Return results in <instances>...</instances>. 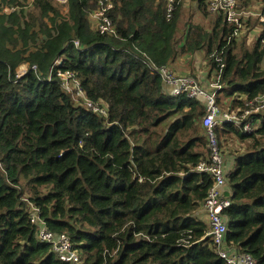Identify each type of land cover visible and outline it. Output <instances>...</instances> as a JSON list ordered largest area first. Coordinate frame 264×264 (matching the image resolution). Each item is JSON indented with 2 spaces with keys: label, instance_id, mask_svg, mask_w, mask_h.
I'll use <instances>...</instances> for the list:
<instances>
[{
  "label": "trees",
  "instance_id": "trees-1",
  "mask_svg": "<svg viewBox=\"0 0 264 264\" xmlns=\"http://www.w3.org/2000/svg\"><path fill=\"white\" fill-rule=\"evenodd\" d=\"M25 1L0 0V264H67L37 239L30 203L53 233L70 237L84 264H225L198 214L213 186L197 169L209 152L205 107L168 95L158 70L202 50L212 71L225 65L217 100L243 107L240 98L264 94V39L238 48L217 16L210 32L190 24L181 42L184 0H174L171 18L167 0L119 1L110 13L116 35L93 29L95 0H70L66 16L55 1L39 0L38 43L34 17L23 20ZM193 1L209 15L205 0ZM58 71L74 72L108 117L75 103ZM260 118L254 134L229 122L217 134L252 141L228 173L224 215L227 242L264 264Z\"/></svg>",
  "mask_w": 264,
  "mask_h": 264
},
{
  "label": "built area",
  "instance_id": "built-area-1",
  "mask_svg": "<svg viewBox=\"0 0 264 264\" xmlns=\"http://www.w3.org/2000/svg\"><path fill=\"white\" fill-rule=\"evenodd\" d=\"M39 0H28L30 4H36ZM62 7V12L66 16L69 12L70 0H53ZM97 8L90 12L89 21L93 29L102 35H116V25L110 13L115 9L121 0H95ZM168 2V17H172L174 0ZM209 12L220 16L225 23L234 29L233 35L238 37L240 30L245 25L248 18H255L260 23V37L264 39V6L260 13L252 14L242 11L238 0H205ZM15 7L6 6L3 12L11 14ZM79 47V42H75ZM264 43V40H263ZM220 62L221 59H218ZM60 63V61H57ZM221 71L216 72L217 80L211 85L212 90L204 89L193 79L188 77H177L169 68L159 69L164 84L172 87L171 93L174 97L185 96L188 99H198L205 107V116L202 118V128L207 138L209 154L206 160L202 161L197 167L199 172L207 173L213 180V186L209 190L207 198L203 204L204 213L208 220V236L212 239L213 245L225 264H257L255 259L244 253H239L236 248L227 242L228 224L224 211L230 207L231 200L227 195L228 172L226 170V159L221 148L217 129L223 122H229L245 134H254L262 125L260 115H264V94L253 100L240 98L244 102L243 107L235 108L231 113L221 111L217 105L218 91L222 89L220 84L222 69L225 67L220 64ZM22 69V68H21ZM57 77L61 82L62 89L71 95L73 101L84 105L86 108L108 117V110L101 102L94 103L87 97L81 82L74 72L58 71ZM51 76L49 78V81ZM220 117V118H219ZM27 201V200H26ZM28 202V201H27ZM30 221L37 228V239L40 242L49 244L56 258L67 264H84L80 252L75 249L70 237L66 234L58 235L53 233L40 217V211L30 203Z\"/></svg>",
  "mask_w": 264,
  "mask_h": 264
},
{
  "label": "rangeland",
  "instance_id": "rangeland-1",
  "mask_svg": "<svg viewBox=\"0 0 264 264\" xmlns=\"http://www.w3.org/2000/svg\"><path fill=\"white\" fill-rule=\"evenodd\" d=\"M238 3L242 11H246L252 14L260 13V11L264 6V0H238ZM183 4L185 8L182 12V16L179 24V33L182 34L181 36H179L181 42L183 41L182 38H184L185 33L188 30L190 24L192 25L199 24L206 31L208 32L212 31L217 19V15L209 11H208L209 15L208 14L203 15L202 13L199 12L197 8V4L193 0H184ZM23 7H25L23 11L26 14L25 16H23L24 21H32L30 17L31 16L34 17V21L32 22L35 23L36 26L35 32L38 33L37 38H38V43H40L44 39V35L40 30L41 22L38 20L39 13L36 4H30L27 0V3L25 1V6ZM244 24L245 25L240 30L239 35L236 38V45L238 48L243 46L245 48H248V50H252L255 44H257V42H259L260 39V34H261L260 23L258 20L251 17L246 19ZM34 49L35 47L32 50ZM177 61H178L177 66L181 73L175 71L174 74L175 76L191 78L194 81H196L204 89V91L212 90L211 85L214 84L217 80L216 71L211 70V65L209 64V61L207 60L204 51L201 50L200 52L195 53L193 56L179 55ZM21 68L19 69V73L24 74L28 71L29 66L24 65ZM216 103L221 111V116L223 111H227L228 113H231L235 109L229 98L224 96L223 97L221 96L220 99L216 101ZM103 105L106 107L105 104ZM200 128L202 133L204 134V130L202 128V120L200 123ZM225 138H223L222 141L219 142L222 150H224L225 146H229L232 149V152L230 153H233V151H236V153H246L249 150L248 148L250 147V144L252 142V141L251 142L241 141L240 138H238L233 134L228 137L227 141H224ZM235 144L236 146L234 147ZM229 191L230 189L228 186L227 194H229ZM207 224H208V220H207Z\"/></svg>",
  "mask_w": 264,
  "mask_h": 264
},
{
  "label": "crops",
  "instance_id": "crops-1",
  "mask_svg": "<svg viewBox=\"0 0 264 264\" xmlns=\"http://www.w3.org/2000/svg\"><path fill=\"white\" fill-rule=\"evenodd\" d=\"M177 65H178V61L176 60L173 64H171V66L169 67V69L172 70L174 73H175V71L176 72L178 71V73H181L180 70L178 69V66ZM164 90H165V92L168 95L171 94L172 91H173L172 87H170L169 85H166V84H164ZM228 137H226L224 139V141H227L228 140ZM245 141L250 142V139H247ZM235 146H236V144L234 145V147ZM223 151H224L223 153H224L225 158H226V160H225L226 161V170L230 174L232 171H234L235 166H236V158L241 153H236V151H233V153H230V152H232V149L229 146H225V148H224ZM227 191H228V186L226 188V192ZM199 214H200V218L207 223V217H206V215L204 216V209H203V207L199 211Z\"/></svg>",
  "mask_w": 264,
  "mask_h": 264
},
{
  "label": "water",
  "instance_id": "water-1",
  "mask_svg": "<svg viewBox=\"0 0 264 264\" xmlns=\"http://www.w3.org/2000/svg\"><path fill=\"white\" fill-rule=\"evenodd\" d=\"M62 61H60V63H61Z\"/></svg>",
  "mask_w": 264,
  "mask_h": 264
}]
</instances>
